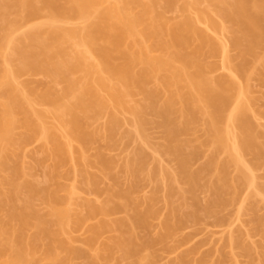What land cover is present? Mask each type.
<instances>
[{
    "label": "rangeland",
    "instance_id": "374dc122",
    "mask_svg": "<svg viewBox=\"0 0 264 264\" xmlns=\"http://www.w3.org/2000/svg\"><path fill=\"white\" fill-rule=\"evenodd\" d=\"M134 1L137 3L126 7L123 0H103L98 7L100 12L96 10L95 12L97 13H91L85 18H77V16L72 17L71 14H69L71 17L65 15L68 13L66 7L67 12L65 10L64 12L66 13H62V15L64 14L65 16L61 19L55 18L56 20L53 19V16V20L50 18L51 15H53L51 12L43 10L36 15H34L36 11H32L34 16H31L32 12L30 16H28L30 9L28 10L26 8H20L9 15L8 19L16 21L17 26L14 31L10 33V41L8 40L9 45L6 44V46L0 50V71L3 70L4 72L2 73L5 74V76H3L4 78L1 77L2 79H0V87L2 91L8 92L10 90L8 87L10 86L9 83L12 84L14 88L12 92L19 96L17 104L24 106L26 110H28L29 115H26V120L29 118L27 116H30L29 121L32 127L28 124V127L30 126L31 128H24L27 126L26 123L29 122H26L25 126L24 124L22 125V123H24L23 119L25 118H23L22 115L19 116L20 113L18 112V120L22 121V123L20 124L19 121L20 126L17 128L14 126L12 129L13 136L10 134V138L11 136L13 138H11L12 144H7L9 147L5 145L6 142L2 145L3 147L0 145L2 149L6 146V148H4V157L1 155L2 163L4 164H0V198H3V204H1L2 206L0 205V224L2 225L0 226L3 228L5 227V230H7H4L6 235L1 233L3 236L0 235V244L8 246L9 240L12 242L18 234V238L23 237L24 239H22V241H30L29 244L33 246V248H31L34 253L32 257L29 258V261L32 262L34 260L35 264L37 262L39 264H49V259L47 257H49L51 253L54 254V251L58 249L59 253H56L58 261L55 259L53 263L52 259H50V264H58V262H61L63 259L64 262L62 261L61 264H94L95 261V264H130L132 263L130 259L133 260L134 258L133 264H264V234H262L261 231L262 228H264V224H262L264 223V156H260V159L256 152L253 151V153L251 150L249 151L247 149L243 150L242 147H240L241 145L239 146L241 143L239 141H242L240 139L243 137L241 135L242 133H240L241 131H239L240 129H238L239 124L235 121H231L232 116L231 118L229 117L230 122L225 118L227 122L222 121L223 123H221L228 132H226L228 134L226 150H230L227 151L228 153H232L233 151L234 153L232 154L236 159L238 157L240 160L237 159V161H239V169L237 170V166L235 168L232 167V164L229 166L226 165L229 169L225 167L227 171L224 169L223 175L225 176V181L228 180L227 184L231 186L229 187L232 190L229 191L232 193L229 194V192H227L229 195H223V199L228 201L227 203L224 202L225 204H221L222 206L224 205L223 207L217 205V208L213 207L209 209L210 207L208 205L211 203L209 201L215 200V196L214 193H211V189L210 191L208 190L210 188H208V186L215 181V178L218 179V174H220V172L218 174L212 172V174L215 175L208 173V176L206 175L207 173H205V175L202 174V182L199 183L201 185H199L198 188H194L197 189V192L187 191L189 189L187 188L188 186L178 177V159L173 153L170 154L166 151L169 144L165 142V129H163L164 127L161 128V118H157V115L149 114V112L146 113L147 116L144 115V118L146 116V118L150 120L145 119L150 122L147 126H144L143 129L139 130L137 124H135V122H138V119L136 120L137 116L127 111V108L123 110L114 105L115 102H112L114 100L109 97L110 95L105 89L102 87L100 88V83L103 82L106 86L113 87L116 85V81L104 73V71L99 70V62L96 57L90 54V51L88 50V52L85 48V45L86 47H88V45L87 43L85 44L86 41L84 42L82 40V36L83 33H86V29L89 28L90 25L96 23L97 14L101 13V11L110 7H116L121 10V12H125V14L137 16L143 11L142 6L146 4L149 7H147V9H149V21H151L155 27H158L157 30L160 29L161 34H159L163 35L160 36L163 40L166 39L170 41L171 37L175 34L177 35V33L179 34V32H182V34L185 33V35L187 34L186 36L188 37H185V35L184 37L188 43H185V48L183 46L184 50L182 51L184 52H182V54L186 53L190 55V53H194L192 55H196L195 58H198L196 59V63L203 66L201 67L202 69L205 68L203 69L206 73L204 75H207L212 81H224L226 84H229V82L233 83L232 85L234 88L231 89L229 93L231 101L228 102V106H225L224 116L227 117L235 114L237 107L243 106L245 108V112L243 111L245 116H243V118H246H242V120L248 123L250 122L251 124H249L251 127L253 125L254 128L252 127V129L253 131L255 130V138L258 137V140L256 139L257 143L259 141L261 145L264 143V59H262L264 53L260 52V49L257 51L260 55L262 54L260 59L261 62L255 65H253L254 61L249 57H247L249 59L245 58L247 60L244 61L241 59L239 48L234 44V39H236L238 34L235 31L236 29H234L235 27L231 25L230 22L225 21V19L223 20L221 8H219L218 4L216 6L219 0ZM143 27L139 26L136 28V31H144L142 29H145V27ZM54 30L59 31L61 36L67 38L60 45L63 49L61 51L64 53L59 55H62L61 57H57V63L62 65V67L59 66L60 68H58L55 62L56 60H54L53 65L56 64V68H58L56 69L53 65L51 66L52 63L50 64L47 60L45 62L42 61V64L40 63V66L43 67L40 69L39 65L37 67V64H39L37 62L40 61L33 60L34 62L32 63L28 62L31 64L30 67H32L33 64V68L27 69L29 68V66L26 65L27 60L25 61L22 58L19 59L17 54H15L17 53V49L20 50V48H22L21 50L24 51L23 48H28L29 45L27 46V44L29 42H27L28 39L26 40L25 37H27V35L37 34L39 37L50 39V34ZM57 36L59 35L57 34ZM51 38H53V36ZM61 38L58 39L62 41ZM154 39H143L141 41V46L143 47L141 53L146 54L147 57L156 58L161 55V52L157 50L158 48L154 47L155 41H157ZM60 40L58 41L59 43ZM15 49L16 51H14ZM126 50H128V48ZM136 50L138 51V48H136ZM81 56L85 59L83 60L82 57L83 62H85L84 65L78 62V60H80L78 57ZM243 64V72L247 77L249 76L248 78H245V75V77H242L243 74L236 73V68ZM135 66L134 71L137 74V72L139 73V71H141L140 69L142 66ZM34 67L39 70H35ZM66 67L69 70L73 68L77 69L75 71L70 70V73L69 70L67 72L62 70L66 69ZM69 81L75 82L73 89L71 88V84L69 87ZM2 83L7 84L4 85ZM145 86V88H148L147 90H153L154 88L161 89L159 81H156L154 77L152 81L147 82ZM89 89H91L89 93L95 90L99 99L104 102V106L102 108L100 106L98 110L93 109V111H91L92 109L86 111H83V109L77 110L74 106V100L76 101V99L82 96L80 95L81 93H85V91ZM137 93H134L133 96L128 98L126 104L128 108H135L137 105L143 106L145 103V97L143 98L140 93L138 95ZM166 95L167 94H162L159 96L165 101L164 98ZM160 97H158V99ZM54 99L56 100L54 101ZM72 104L74 108L71 106ZM97 106L99 105L97 104ZM67 107H70L73 111L71 110L70 113V109L68 111ZM68 112L70 115H73L75 121H71L72 117L68 115ZM113 117L116 122L112 127L110 124H113V122L110 120ZM75 122L77 123L76 130L74 129L75 126H72L73 123L76 125ZM197 122L196 125L194 123L191 133L188 132L178 138L179 142L184 146L183 152H188L184 153L185 157L188 156L189 158L191 156L190 158L192 160L189 159V163L191 164H188L190 172H197L203 165H207L208 161L214 156L213 159H215V161L217 158L216 163H222V165L223 162H226L224 161L225 159L228 160L226 156L228 153L226 151L225 153H221L220 151L214 153L215 155L212 154L213 150H211V148L209 149V146L205 143V126L201 124V120ZM77 131L81 133L82 137L81 135L79 137ZM83 135H86V138ZM77 137L78 139L81 138L80 141L85 139L80 142ZM0 144H2L1 140ZM186 147L188 149H186ZM171 155H173V157ZM209 155L212 157L210 158ZM135 156H139V160L142 162L140 164L142 167L138 162V165H136L137 167L134 166L139 170L137 171L138 173L136 172L138 177L134 174L135 172L132 173V175L129 171L127 174L125 172L127 170L126 165H128L133 158L135 159ZM107 162H110V166L109 164L107 165ZM104 164L106 165L104 166ZM176 164L178 166H176ZM240 168L245 175L241 182H239L241 179L239 177L242 176ZM140 170L142 173H140ZM15 171L16 173L18 172L17 175H15ZM169 172L172 174V177L175 175L177 176L178 172V179L175 178L176 176L174 177L175 179H173ZM216 175L217 177H215ZM171 178L173 181L170 180ZM210 179L212 182L209 181ZM245 179L246 182L244 184L243 182ZM170 181L173 182V184L177 182V184L172 185L173 190H171L172 183H170ZM128 183H130V186ZM27 184V187L31 186L30 188L34 189L36 193H28L30 188L24 189V186ZM204 184L208 185L205 186ZM233 184L234 189L232 188ZM133 185L134 187H131ZM200 186L206 190L202 189ZM15 187H18L19 190L17 192L18 194H16L17 196L15 195L16 198H11L14 200L12 202L10 201L11 199H8L10 198V193L12 194H10L11 197L13 196L11 191L15 189ZM128 187H130V190ZM126 188L127 192L125 191ZM47 189L50 193H56L54 194L55 197L58 196V205H56V207L58 206L62 209V213L66 212L65 218L63 220L61 219L62 222L59 223V221H57L60 225H58V223L56 225L55 223L56 220L59 219L55 218V220L54 217L51 216L52 209L50 208L52 207L50 206L49 208V205L43 202L42 197L44 196L43 198L45 199ZM168 190L170 192L174 191V193L171 192L173 194H170ZM207 190L209 192H206ZM41 191L45 195L42 196ZM114 192H116L117 195ZM117 192L121 195L120 198L122 196L124 198L127 197V201L130 200V202L123 201L124 198L122 200L116 197L118 196ZM179 192L183 193L178 194ZM29 194L35 197L32 196V198H30ZM168 194L170 195L169 197ZM181 196L183 198H181ZM110 197L112 199H109ZM4 198L8 199L4 201ZM1 200L2 199H0V203H2ZM59 201L61 203L60 205ZM206 201H208L207 206ZM115 202L118 203H116L117 207L119 206L118 208H122L121 212L117 208L116 210L119 212L113 210L115 213L111 211L112 214L109 212L110 215L98 214V210L101 207L111 208ZM127 203H130L128 204L129 207L125 205ZM121 204L126 207H121ZM205 207L207 208L205 209ZM134 208L136 209L134 212H136L138 217L136 214L134 215V213L131 214ZM146 209L149 211H146ZM24 210L28 211V214H31V216V212H33L34 215L36 214V218L33 217L35 220H44L43 223L39 221L42 223V225H40L38 221L32 219V222L38 223L37 225L44 227V223L45 226L50 224L48 227H45V229L47 228L46 232L48 234V232L51 231L49 235H54L56 238L54 236H52L53 238L48 237L46 234H44V236L46 235L47 237H43V233H40L39 229L32 228L33 226L36 227L35 223L32 226L31 224L33 223L30 224L28 222L26 226L22 227L20 226L21 224L17 222L16 218L12 219V217H10L13 216L10 215L13 214V211H21L24 214ZM95 210L97 213L95 212V214H93L92 212ZM152 211L154 214L151 216ZM147 212L150 213L147 214ZM169 212L173 214L171 213V215ZM19 213L20 212H17L16 215ZM145 213L148 218H146ZM178 213L180 215H178ZM128 215L131 216L130 219L137 217L135 220L141 217L139 218L140 221H137L139 222L138 225L136 221L133 222L134 219L131 220L138 228L140 227L141 230L133 227H131V230L134 229V231H136L134 232V236L137 233V238L135 237L134 240H138L137 243L141 245L143 243V246H145L144 248L137 244L140 248L142 247V249H145L144 252L139 248L140 253L137 251L141 257L143 256V260L139 258L138 254H135L136 257L132 256L130 259L129 257H125V259L122 253L123 251L118 250L119 246L117 248V245L114 244L117 242V238L126 239L129 237L128 230L125 228H117L114 224L118 222V220L120 221L121 218L123 220L128 219ZM172 217L173 219H171ZM130 219H128L129 222L127 223H131ZM141 221H144L143 225L145 228L143 227V229ZM100 222H108L109 225L111 224L110 228L109 225H107L108 227H103L104 230L99 228L100 231H98L97 228L99 225L102 228V223ZM179 223H182V225L178 226L180 225ZM135 224L132 225L136 226ZM164 225H166L168 229L170 228L169 232L165 229ZM175 225L177 226L176 229L174 227ZM171 226L173 228H171ZM94 228L98 231H96L97 233L93 231ZM119 229L122 234L123 232L121 229L124 231L126 230L128 235H126V233L122 235L118 232ZM166 232L171 233L168 234ZM163 234L167 235L163 236ZM163 237L166 238L164 239ZM146 240L148 241L147 244L144 243ZM150 240L151 243H149ZM11 245L13 246L11 247L9 245L10 248H8V251L5 253L3 252L4 254H0V264L11 261L13 255L15 256L14 251L18 247L16 248V244L15 247L14 244ZM146 245L150 246L147 248ZM58 246H64L63 249L65 250L60 247L57 248ZM52 248L54 250L53 252ZM62 251L64 253H62ZM47 252L50 253L49 256ZM54 256L57 257L55 254Z\"/></svg>",
    "mask_w": 264,
    "mask_h": 264
},
{
    "label": "bare ground",
    "instance_id": "6f19581e",
    "mask_svg": "<svg viewBox=\"0 0 264 264\" xmlns=\"http://www.w3.org/2000/svg\"><path fill=\"white\" fill-rule=\"evenodd\" d=\"M102 1L103 0H0V50L3 47H5L6 44L9 45L8 40L10 41V39H9L10 33L13 32L14 29L16 28V26H17V22L16 21L8 19L9 15L11 13H13L14 11L16 12L20 8H23V9L26 8L28 10L30 9L31 11L29 10V13H28L29 15L28 16H30V13L32 11H34V12L36 11L35 14H34V15H36L38 12L43 10V11H49V12H51L53 14L50 17L51 19L53 17H54L53 19H55V18L56 19H61L65 15H69V14H71L72 17H76L77 16V18L78 17L85 18V17H87V15L89 16V14L94 13L96 10H98L97 12H100L98 7L101 5ZM123 3H124V5L126 7H129L130 5H133V4L137 3V2H135L134 0H123ZM217 4H218L219 8H221V12L222 13L221 12L220 13L222 14L223 20L225 19V21L230 22L231 25H233L235 27L234 29H236L235 31L238 34L237 37L238 36L239 37L238 38L236 37V39H234L235 40L234 44L236 45L237 48H239L238 50L240 51L239 55L241 56V59L244 61V60H247V59L251 58V60L254 61L253 62L254 64L252 63L253 65L258 64V62H261L260 59H261V55L262 54L260 55V53H257V51L260 49L261 50L260 52L264 53V51H262V50H264V0H219V2L216 3V6H217ZM65 7L68 9V13L67 14H65L67 12V9ZM142 7H143V11L141 12V14H139L137 16H130L128 14H125V12L123 13V11L121 12V10H119L116 7H110L108 9L104 10V11H101V13L97 14V19L95 20L96 23L93 22L94 24L92 23L93 25H90L89 28L86 29L87 31L85 30L86 33L85 34L83 33L82 40L84 42L86 41L85 44L87 43V45L89 47L88 48L85 45V48L87 49V51L88 50L90 51V54H92L94 57H96L97 61L99 62L98 63L99 67H100L99 70L100 71H104V73H106L107 75H109V77H112V79L116 81V85L113 86V87H108V86L105 85V83L101 82L100 83V88L102 87L103 89H105V91L110 95L109 97H111L112 100H114L112 102H115V104H114L115 106H117L119 109L121 108L123 110L125 108H127L128 109V110L126 109L127 111H130V113H132V114L134 113L133 115L137 116V118L136 117L135 118H136V120L138 119V122H135V124H137L139 130L143 129V127L147 126V124L150 122V121L146 120V119H148V118H146V116H147L146 113L149 112V114L157 115L158 116L157 118H161V121H162L161 125L162 126L161 125L160 126H161V128L164 127L163 129H165V131L164 130L163 131L165 132V138H166L165 142H168V144H169V146H167L168 144L166 145L167 148L165 147L167 150L166 149H164V150H166L167 153L168 152L170 154L173 153V155L178 159L177 163L179 162V167H177V168L179 170L178 169L177 170L179 171V176H178V172H177V176L179 177L180 180H182V182H184L188 186L187 188H189V189L187 190V188H186L187 191L195 192L197 190V189H194V188H198V186L201 185L199 183L202 182V179H201L203 177L202 174L205 175V173H207L206 175L208 176L209 175L208 173L212 174V172H215V174L216 173L218 174L220 172V174H218V179L215 178L214 182H212L211 179L209 180L212 183H211V185L209 184L210 186H208V188L209 187L210 188L209 189L207 188L209 191L211 189V191H212L211 193L212 194L214 193L215 200L213 199V200L209 201V202H211L210 205H208V201H206L207 202L206 206L208 205L210 207V208L208 207L209 209H212L213 207L217 208L218 207L217 205H219V207H220V205L222 203L225 204V203L228 202V201L223 199V197H224L223 195L228 194L227 192H229V194L232 193V192H230V191H232L230 189L231 186L227 184L228 180L225 181V176L223 175L224 171L226 170V168H228V166L230 164H232V167H234V168L237 166V170H238L239 169L238 168V163L240 161L235 154L234 155L237 157V159L239 161H237V159L233 156L232 153H234V152L232 150H231L232 153L231 152H229V153L227 152L229 150V149L226 150L227 149V135H228L227 133L228 132H227V129L225 128V126L223 127V125L221 123L227 122V121L230 122L229 117L231 118V116H232V120L231 121H233V122L235 121L237 124H239V126H238L239 128L238 129H240L239 131H241L240 133H242L241 135L243 136L242 139H240L242 141H239V142H241L239 144V146L241 145L240 147H242L243 150L247 149L249 151L251 150L252 152L254 151V152L257 153V155L259 157L260 156L262 157V156H264V150H262V149H264V143H262V145L259 143V141H258V143L260 145L257 143V140H258L257 138L258 137L255 138L256 134L254 133L255 130L253 131V129H252L253 125L251 127V125H250L251 123L250 122H249L250 123L249 124L247 121L242 120L243 116H245V113H244L245 112L244 111L245 108L243 106H240V107L238 106L237 110L235 111V114L229 115L227 117L224 116L225 115V106H228V102L231 101V98H229V96H230L229 93L231 92V89L234 88V86L232 85L233 83L229 82V84L228 83L226 84V83H224V81L223 82H220V81L216 82L218 80H216L214 82V80L212 81V79L208 78L207 75H204V74H206L205 71H203V69H205V68L202 69L201 67H203V66H201V65L196 63L197 62L196 59H198V58H195L196 55L195 56L192 55L194 53H190V55H188L186 53L182 54V52H184L182 50H184V48H185V43H188V42H186V38H185V37H188V36H186L187 34L185 35V33L182 34V32L181 33L179 32V34L177 33V35L175 34L173 37H171L170 41H167L166 39L163 40L160 37V36H163V35H160L161 34L160 29L157 30L158 27L157 26L155 27V25H153V23L151 21H149L150 20L149 19V9H147L148 6L146 4H144ZM65 10H66V12H64ZM61 11H63V12H61ZM97 12H95V13H97ZM62 13H64L65 15L64 14L62 15ZM34 15H33V12H32L31 16H34ZM148 22H150V23H148ZM152 25L154 26L155 29L153 28ZM139 26H142V27L144 26L145 27V29H142V30H144V31H141L142 33L136 31V28H138ZM56 31L57 30H54V31H52L53 34L52 33H51L52 35L50 34V36L51 37L53 36V38L48 36L50 39L39 37V35H37V34H31L29 36L27 35V37H25V39L26 40L28 39L27 42L30 43V44L29 43L27 44V46L29 45L28 48L27 47H25L26 49L23 48L24 51L21 50L22 48H20V50H18L16 48L17 49V53H15V54H17V57L19 59L22 58L25 61L27 60L26 65L29 66V68H27V69L33 68V64H32V67H30L31 64H29L28 62L32 63L34 61H40V62H37V63H39V64H37V67L39 65L40 69H42L43 67L40 66L43 63L42 61L45 62L47 60H48L47 62H49L50 64L52 63L51 66L54 63V60H56L55 62L58 65V68L62 67V65L57 63V60H58L57 57H61L62 55L61 56H59V55L61 53H64L63 51H61L63 49L60 47V45L67 38L61 36L59 31H57V32ZM57 34L59 36H57ZM184 35H185V37H184ZM83 37H84V39H83ZM58 38H61L62 41L60 39H58ZM151 38L152 39L156 38L154 40L158 41V42L155 41V46L154 47L158 48L157 50H159L161 52L162 56L160 55V57L151 58L149 56L147 57L146 54H142L141 53V51L143 50V47L141 46V41L143 39H151ZM59 40H60V43L58 42ZM183 46H184V48H183ZM127 48H128V50H126ZM136 48H138V51L136 50ZM16 49L14 51H16ZM154 49H156V48H154ZM59 51H61V52H59ZM82 57L83 56L78 57V59L81 60V61L78 60V62H80L81 64L84 65L85 62H83V60H85V59L83 57V60H82ZM247 57H249V58H247ZM245 58H247V59H245ZM262 59H264V57H262ZM242 60H240V61H242ZM56 64L53 65L55 68L57 67ZM135 65L136 66L137 65L138 66L139 65L142 66V68L140 69L141 71H139V73L137 72V74L134 71V66ZM242 66H244V64L241 65L240 67L237 66L238 68H236V70H237L236 73L238 72L239 74H243L242 75V77H243L245 74L243 72L244 71V67H242ZM246 66H247V64H246ZM35 67H36V65H35ZM58 68H56V69H58ZM76 69L73 68V69H70V70H74L75 71ZM35 70H39V69L35 68ZM62 70H65V72H67L69 69L66 67V69H62ZM255 70H257V69H255ZM0 72H1L0 73V79H2L1 77L5 76V74L2 73V72H4L3 70H1ZM70 73H71V71H70ZM153 77H154V79L156 81L157 80L159 81V85L161 87V89L159 88L160 90L158 88L157 89L154 88L153 90H147L148 88H145L146 87L145 85L147 84V82L152 81ZM248 77L246 76L245 78H248ZM69 82H70L69 83V87H70V84H71V88L73 89V85H75V82H72V81H69ZM2 84L5 85L7 83H2ZM9 85L10 86H8V87H9L10 90L8 92L2 91L1 87H0V140H1V143H2V144H0L1 146L4 144V142H6V144H5L6 146H8L9 144H12L11 143L12 139H13L12 138V136H13L12 129H13L14 126H16V128L19 127L20 124L22 123V121L18 120L19 116L22 115L23 118H25V119H23L24 123H22V125L24 124V126L27 124V126L24 127L25 129L28 127V124L31 123L29 121L30 116H27L29 118H28V120H26V115H29L28 114L29 113L28 110H26V108L24 106H20L19 104H17V102H18L17 99H18L19 96H17L16 94H14L12 92V90H14L12 84L9 83ZM90 90L91 89L86 90V91L84 90L85 93H81L80 95H82V96L79 97L78 99H76V101L74 100V102H75L74 106L76 107L77 110L83 109V111H86V110H91L92 109L91 111H93V109L94 110H96V109L98 110V109H100V106H101V108L104 106V102L101 99H99L98 95L95 93V90L91 91L92 93H89ZM134 93H137V95L140 93L141 96H143V98L145 97L146 100L144 101L145 102L144 104H146V105L143 104V106L142 105H137V106H135V108L134 107H129L128 108L126 106V104L128 102V98L130 96H133ZM161 93L162 94H167L166 97L164 98L165 101L163 100L162 97L159 96V95H162ZM96 95H97V97H96ZM158 97H160L163 102L161 101L160 98H159L160 99L159 100ZM55 100L56 99H54V101ZM146 101L148 102V104H147ZM160 101H161V103H160ZM97 104L99 106H97ZM71 106L73 107V104ZM67 109H68V111L70 109L69 112L71 113L72 109L70 107L69 108L67 107ZM18 112L20 113L19 116H18V114H19ZM70 113L68 115L72 117L71 121L73 122V121H75V119H74L73 115H70ZM144 115H146L145 116L146 119L144 118ZM225 118H226L227 121H225ZM245 118H243V119H245ZM148 120H150V119H148ZM200 120L203 122V123L201 122V124L202 125L204 124V126H205V129H204V132H206V141H205V143L209 146V149L211 148V150H213L212 154L218 153L220 151H221V153H225V151H226L228 153V154L226 153L227 154L226 156L228 157V160L225 159L224 161H226V162L228 161V162L227 163L223 162V165H222V163L221 164L220 163H216L217 162V158H216V161H215V159H213L215 156L214 157L211 156L212 157L211 158L210 155H209L211 160L208 161L207 165H205V166L203 165L202 168L201 169L199 168L200 170H198L197 172L196 171L195 172H193V171L190 172L189 168H188V164H191V163H189L190 162L189 159H191L190 158L191 156L189 158H188V156L185 157L184 153L186 151L183 152L184 146H183V144H181L179 142L178 138L181 135H185L188 132L191 133V130L193 128L194 123L196 125V122L200 121ZM19 121H20V124H19ZM110 121L113 122V124L112 123L110 124L113 127V125L116 122L114 117L111 118ZM26 122H29V123H26ZM157 122H159V121H157ZM73 124H72V126L73 127L75 126L74 127V129H75L76 126H77V123H76V125L75 124L73 125ZM149 125H151V124H149ZM31 127H32V125H31ZM31 127L29 126L28 129H30ZM22 128H23V126H22ZM141 132H144V131H141ZM10 134L12 135L11 136L12 139L10 138ZM80 135H81V133H79V137H80ZM81 137H82V135H81ZM84 137L86 138V135ZM77 139H78V137H77ZM80 139L81 138H79L78 140L80 141ZM83 140H81V141H83ZM186 144L188 145L187 142H186ZM207 145H206V147H207ZM6 146L4 148H6ZM4 148L2 149L0 147V162H1L0 164L1 165L4 164V163H2V159H1V155H3L2 157H4V153H5L4 152L5 151ZM186 149H188V148L186 147ZM222 151H224V152H222ZM186 153H188V152H186ZM230 153H231V155H230ZM256 153H255V156H256ZM190 154H191V152H190ZM173 155H171V156L173 157ZM136 156H137V154H136ZM136 156H135V159L133 158V160L129 164L127 163L129 166L126 165V169H127L125 171L126 174H127L128 171L130 172L131 175H132V173L135 172L134 174H136V172L139 171V170H137V168H136L137 166L136 165H138V164L140 165L142 162H141V160H139V156L138 157H136ZM198 157H199V154H198ZM261 157H260V159H261ZM137 162H138V164H137ZM104 163H106V162H104ZM98 164H99V162H98ZM108 164L110 166V162L109 163L107 162V165ZM218 164H220V165H218ZM105 165L106 164H104V166ZM226 165H228V166H226ZM233 165H235V166H233ZM134 166H136V167H134ZM140 166L142 167V165H140ZM176 166H178V165L176 164ZM239 166H240V164H239ZM123 169H125V168H123ZM16 171L14 172L15 175H17V173H18V172L16 173ZM216 171H218V172H216ZM241 172H242V169H241ZM140 173H142V171ZM215 174H212V175H215ZM171 175L172 174L170 173V176ZM212 175H210V176H212ZM133 176H135V175H133ZM136 176L138 177L137 174H136ZM175 176H173V177L171 176V177L173 179H175V178H177V176L176 177ZM243 176H245L244 172H242V176L239 177V178H241L240 180L238 179L239 182H241L243 180L242 179ZM215 177H217V175ZM172 178L170 180H172ZM244 178H247V177H244ZM167 180H169V179H167ZM245 182H246V179L244 180L243 183L245 184ZM170 183H172L171 184V188H172V185L177 184V182L175 184H173V182H171V181H170ZM178 183H180V182H178ZM235 183H237V182H235ZM129 184L130 183H128V185ZM181 185H182V183H181ZM207 185L208 184H206L205 186H207ZM27 186H28V184L24 186L25 187L24 189H26V188L29 189L31 187V186H29V187H27ZM169 186H170V184H169ZM131 187H134V185L131 186ZM129 188L130 187H128V189ZM232 188L234 189V184H233ZM94 189H95V187H94ZM132 189H134V188H132ZM157 189H158V187H157ZM193 189H194V191H193ZM202 189H205V188H202ZM18 190H19V188L15 187V189H13L11 191L13 193V196L11 197L12 194L10 193L11 194V195L9 194L10 198L9 199L7 198V199L10 200L11 198H16V196H17L16 194H18L17 193ZM171 190H173V188ZM208 190L206 192H209ZM44 191H45V189H44ZM125 191L127 192V188H126ZM32 192H34V189L30 188L28 193L32 194ZM43 192H42V196L45 195ZM46 192L47 193H46L45 199L43 198L44 196L42 197V199H43L44 203L49 205V208H50V206L52 207V208H50V209H52L51 210V214H52L51 216H53L54 219L55 218L59 219V220L55 219L56 220L55 223L57 225V223H58L57 221H59V223H61L62 220L65 218L66 212L64 211L65 213H62L63 210L60 209L58 206L56 207V205H58L57 204L58 203V199H57L58 196L55 197V195H54L56 193H53L52 190H51L52 193H50L48 189L46 190ZM171 192L174 193V191H171ZM171 192L169 191L170 194H173ZM183 192H181V193L179 192L178 194H182ZM34 193H36V192H34ZM114 193L116 194V192H114ZM211 193H208V194H211ZM115 194H113V195H115ZM32 196L30 195V198H32ZM120 196L121 195H119V193H118V196H116V197L120 198ZM169 196L170 195L168 194V197ZM33 197H35V196H33ZM111 197L109 199H112ZM185 197H187V196H185ZM119 198H118V200H119ZM123 198L124 197L122 196L120 199L123 200ZM181 198H183V197L181 196ZM212 198H214V197H212ZM0 199H2L1 200L2 203H0V205H1V204H3V198H0ZM5 199L6 198H4V201H5ZM127 199L128 198L126 197V198H124L123 201L130 202V200L127 201ZM10 201L13 202L14 200L11 199ZM119 201L122 203L121 200H119ZM111 202H114V201L112 200ZM193 202H194V200H193ZM116 203L117 202H115L114 205H116ZM60 204L61 203L59 201V205ZM128 204H130V203H127L125 205H128ZM114 205H112L111 208H108V207L107 208L101 207L100 209L97 208V209H99L98 210V214L100 213L101 215H110L111 211L114 212L119 207V206L117 207V205L116 206H114ZM125 205L121 204V207L124 208ZM131 205H132V203H131ZM184 205H186V204H184ZM193 205H194V203H193ZM212 205H216V206H212ZM128 207H129V205H128ZM182 207H184V206H182ZM58 208L60 209L61 212L59 211ZM206 208L207 207H205V209ZM121 209L118 208V210H120V212H121ZM218 209H220V208H218ZM27 210H28V208H27ZM118 210H116V211H118ZM147 210L148 209H146V211ZM180 210H179V212H180ZM134 211H136L135 208L131 212V214L134 213V215H135L136 212H134ZM15 212L16 213L20 212V213L16 215ZM15 212L13 211L12 212L13 214H10V215H13V216H10V217H12V219L16 218L17 222L21 224V225L19 224L20 226L24 227V226H26V224H28V222L30 224L33 223V224H31L32 226L34 225L35 222H32V219L35 220L34 218H36V216H35L36 214L34 215L33 212H31L32 213V216H31V214L29 215L28 211H26V210H24V214L21 211H15ZM95 212H96V210L93 211L92 213L95 214ZM29 213H30V211H29ZM148 213H150V212H147V214ZM147 214H146V218H148ZM152 214H154L153 211L151 213V216H152ZM90 215H91V213H90ZM176 215H177V213H176ZM178 215H180V214L178 213ZM133 217H135V216H133ZM137 217H138V215H137ZM137 217L136 218H132V219H134L133 222L140 221L139 218H141V217H139L138 220H135V219H137ZM176 217H175V219H176ZM130 218H131V216L128 217V219H130ZM188 218H190V217H188ZM128 219H126L127 221L125 219L123 220L122 218H121L120 221L117 219L118 222L114 223L117 228H125L129 232V237L126 238L127 240L125 238L124 239H121V238L118 239L117 238V240H116L117 242L114 241L115 242L114 244L117 245L116 246L117 248L119 246L118 250H122L123 251L122 253L124 254V258L125 257L126 258L129 257V259H130V257H132V256L136 257L135 254L136 255L138 254L139 258H142V260H143V256L141 257L140 254H139L140 253L139 249H142V247L140 248V246H139L141 244L137 243L138 240L137 241H136V239L134 240V238L136 237L137 233L134 236V232H136V231H134V229L131 230V227L138 228L137 225H138L139 222H137L136 223L137 225H136L135 223H133L131 221L132 219H130L131 223H127V222H129ZM171 219H173V217ZM19 220H20V222H19ZM141 220H143V219H141ZM35 221H38V220H35ZM39 221H41V220L39 219ZM41 222L43 223L44 220H42ZM41 222H39L40 225H42ZM108 222H110V221H108ZM108 222L107 223L105 222L106 224L103 223V222H100V223H102L101 224L102 228L99 225V227L97 228L98 231H100V229L102 230L103 227L106 228V226L109 225ZM143 222L141 221L142 229L144 227ZM180 222H182V221H180ZM59 223H58V225H60ZM37 224L35 225L36 227L33 226L32 228L39 229L40 233H43L42 234L43 237H47L46 235H48V237L54 236L52 234H51L52 236L49 235V233H51V231L47 230V231H49L48 234L46 232L47 228L45 229V227H48L50 224L47 223L48 226L47 225L45 226V223H44L43 224L44 227H42L40 225H37ZM132 224H135L136 226H133ZM262 224H264V223H262ZM110 225H109V228H110ZM166 225H164V227L169 232L170 228L168 229V227H166ZM181 225H182V223L180 225H178V226H181ZM1 226H0V235L5 234L4 230L6 229L5 227L3 228ZM37 226H38V228H37ZM172 226H171V228H173ZM174 227L176 229L177 226L175 225ZM40 228H42L43 230L40 229ZM138 229L141 230L140 227ZM121 230H122L123 234L126 233V235H128V232H126V230L125 231L123 229H121ZM5 231H7V230H5ZM93 231L96 232L97 231L96 228H94ZM261 231H262V234H264V228H262ZM118 232L121 233L120 229H119ZM168 232H166V233H168ZM170 233H168V234H170ZM44 234H46V235L44 236ZM164 235H167V234H163V236ZM39 236H40V234H39ZM161 237H162V235H161ZM161 237H159V238H161ZM168 237H169V235H168ZM55 238H54V241H55ZM163 238L165 239L166 237H163ZM22 239H24V238L23 237H19L18 238V234H17V237H15L14 240L12 239L13 241L11 240L13 243L10 242V240H9L8 246H5V245L3 246L2 244H0V254H2L3 252L5 253L6 251H8V248H10V246L11 247L13 246L11 244H14V247H15V244H16V248L18 247L14 251L15 256L13 255V259L11 261H9V262H5V263H2V264H32L34 262V260L32 262L29 261V258L32 257V254L34 253V251L32 249L33 246H31L29 244L30 241L29 242H27V240H25V241L23 240L22 241ZM135 241H136V243H135ZM228 241H230V240H228ZM231 241H232V238H231ZM147 242L148 241L146 240V242H144V243L147 244ZM61 243H62V241H61ZM149 243H151V240H150ZM28 244H29V246H28ZM137 244H139V245H137ZM141 246H143V243H142ZM149 246L150 245H148L147 248ZM59 247L61 249H63L64 246H62V247L58 246L57 248H59ZM143 247L145 248V246H143ZM53 248H54V246H53ZM53 248H52V252L55 250V248H54V250H53ZM144 248L142 249L143 252L145 251ZM147 248H146V250H147ZM69 249H67V250H69ZM58 250L54 251L55 252L54 254L56 256H57L56 253L58 252ZM63 250H65V249H63ZM245 250H246V248H245ZM72 251H74V250H72ZM62 253H64V252L62 251ZM54 254L51 253L52 256L50 255V253L47 254L48 256L50 255L49 257H47L49 259V262H48L49 264H50V259H52V262L55 261V259H56V261H58L57 260L58 256L55 257ZM60 254H59V257H60ZM66 255H67V253H66ZM51 257H53V258H51ZM69 257H70V255H69ZM97 258H98V256H97ZM48 259H47V261H48ZM134 259L133 260L130 259V261L132 262L130 264H133ZM62 261L61 262L59 261L58 264L59 263L61 264ZM125 261H127V260H125ZM28 262H30V263H28ZM95 263H96V261L94 262V264ZM33 264H35V262ZM36 264H39V263L37 262Z\"/></svg>",
    "mask_w": 264,
    "mask_h": 264
}]
</instances>
